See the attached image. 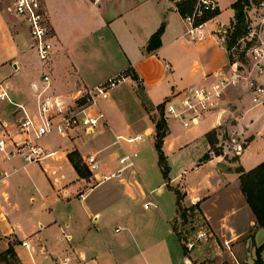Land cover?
<instances>
[{
  "label": "crops",
  "instance_id": "obj_1",
  "mask_svg": "<svg viewBox=\"0 0 264 264\" xmlns=\"http://www.w3.org/2000/svg\"><path fill=\"white\" fill-rule=\"evenodd\" d=\"M45 4L54 31L51 92L71 100L80 88L98 85L131 70L138 78L130 76L126 82L142 114L126 124L117 122L114 118L117 103H112L114 89L110 98L100 103L108 122L100 132L71 138L59 135L62 140L56 146L44 144L58 151L56 157L41 163L3 159L1 166L7 175L0 182V254L13 246L21 264H56L68 253H80L86 264H119L102 255L97 242L102 229H94L96 235L90 234L93 225L110 221L107 218L112 217L125 232L118 236L116 249L132 248L136 264H158L161 255L167 259L163 264H184L183 245L173 231V221L179 214L176 194L170 185L185 195V206L199 203L201 215L211 227V236H226L224 241L228 242L230 251H224L223 255L229 261L227 264H255L257 248L264 245V227L257 225L234 168L242 166L248 171L264 162L261 148L252 149L258 135L264 133L261 123L264 104H256L242 87H230L226 92L225 100L240 111L239 125L254 135L236 160L237 166L226 155L211 152L206 134L214 129L213 117L191 128L177 120H168L163 151L170 167L169 181L163 176L155 146L156 125L144 105L146 102L156 107L175 92L210 84L225 72L230 59L222 28L231 23L234 9L230 8L229 22L218 21L220 10L217 16L191 31L173 0H51V6L45 0ZM12 6V0H0V84L14 102L34 111L37 96L32 85L42 84V74L36 68L37 53L27 26ZM163 25L161 46L149 51L150 38ZM105 32L115 43V49L106 48L108 55L123 63L122 68H114L104 78L98 65L105 57V50L98 42L105 40ZM10 106L0 102V120L13 123L18 116L13 105L6 110ZM205 124L207 130L197 131ZM135 134L147 135L136 145L117 138ZM72 151H78L82 158L97 154L103 172L117 170L119 156L132 151H138L139 155L134 167L97 183L77 173L68 158ZM23 189L30 191L31 215L23 212L22 204L26 202L22 201ZM223 194L229 196L228 200ZM234 197L237 201L231 205L228 202ZM141 201L154 204L144 223L158 232L151 242L139 233L136 206ZM77 228L83 230L84 236L76 242L72 238ZM249 233L252 236L240 244H232ZM51 234L72 242L61 249L63 245L51 242ZM176 241L180 252L174 245ZM261 257L264 262V246ZM0 264L6 263L0 261Z\"/></svg>",
  "mask_w": 264,
  "mask_h": 264
},
{
  "label": "built area",
  "instance_id": "obj_2",
  "mask_svg": "<svg viewBox=\"0 0 264 264\" xmlns=\"http://www.w3.org/2000/svg\"><path fill=\"white\" fill-rule=\"evenodd\" d=\"M191 3V11L183 18L189 24L191 31L205 15H215L221 10V0H179ZM13 12L22 18L33 40L35 49L42 66L47 69L42 73V84H33L32 88L37 96V106L29 111L23 104L12 100L9 91L0 84V100L15 107L14 114L18 116L13 123L0 120V182L6 172L3 171V159L19 158L25 164L41 163L46 159L54 158L57 150L42 144V139L51 134L71 138L79 134H94L100 132L108 125L103 110L100 107L102 100L109 99L111 92L131 76L126 72L114 75L103 83L95 86L80 88L71 100L51 92L50 62L53 52L54 31L48 16L44 0H12ZM177 6V5H176ZM178 9V7H177ZM179 11V10H178ZM244 11L248 24L246 35L238 39L231 48L235 49L241 43H246L242 55L251 60L250 70L243 69L244 61L237 54H233L229 65L222 75L207 85H196L175 92L163 103V118L177 120L186 128L200 125L206 118L213 117L214 129L224 124L225 118L231 113L225 95L229 87L244 88L252 95L256 104H264V87L260 79L264 78V0H248ZM201 25V24H200ZM198 25V26H200ZM224 39L228 32H224ZM230 49V50H231ZM229 50V51H230ZM240 134V133H239ZM147 134H135L118 139L128 144L136 145ZM233 141L237 140L236 131L230 133ZM242 146L237 145L236 153L241 154ZM138 151H132L118 157L120 167L111 172H103L102 163L97 154H88L85 164L90 177L97 183L104 182L135 166ZM211 236V232L200 231L199 239ZM27 246V242L23 241ZM188 248L194 246L193 242L186 243ZM56 264H86V262H71L69 256L58 260ZM184 264H199L185 254Z\"/></svg>",
  "mask_w": 264,
  "mask_h": 264
},
{
  "label": "rangeland",
  "instance_id": "obj_3",
  "mask_svg": "<svg viewBox=\"0 0 264 264\" xmlns=\"http://www.w3.org/2000/svg\"><path fill=\"white\" fill-rule=\"evenodd\" d=\"M173 1L175 4L179 2V0H173ZM232 1L233 0H222L221 14L218 17L219 22L227 23L230 21L232 17V11L230 10V8H232L231 6ZM236 1L238 0H235L233 3H235ZM48 3L51 6V0H48ZM231 23L228 26L223 27L222 31L231 32L233 28ZM104 35H105V40L102 42H98L99 45L103 46L105 50V55H104L105 57L102 61L99 62L98 70H99V73H101V75L100 74L99 75L105 78L111 75L114 68L115 69L122 68L123 62L118 61L115 56L108 55V49L109 50L115 49L114 47L115 43H113L112 40L110 39L108 32H105ZM225 43H226V40H225ZM245 46H247L245 42L241 43V45L237 46L235 49L233 50L231 49L229 51V54L231 56L233 54H237L239 59L246 63L244 64L243 69L250 70V66L252 64L251 60L249 61L246 60V58H244L242 55V49ZM37 63H38V66L36 68H40L41 74L47 71V69H45V67L42 66V63L40 59L38 58V56H37ZM125 72L131 75L130 70H126ZM259 82H262V85L264 87V78L260 79ZM231 87H235V86H231ZM115 90H114L115 92L112 91L115 93L114 97L112 98V103L114 104L117 103L116 107L118 109L115 110L114 112V118L116 119V121L123 122L124 124H126L130 120H135L139 118L142 113H140V108L138 106L137 100L132 90L129 89L128 82H124L120 84L118 88H115ZM0 102H3V101L0 100ZM33 105H36V103L33 102ZM144 105H145L146 110L149 111L151 120L156 125L161 120L160 111L157 109V106L152 107V106L147 105L146 103H144ZM227 105L231 113L229 114V116L225 118L224 124L216 129L218 132V138H219V142L216 144V152H222V154L226 155L227 158L235 159L236 157L239 158V156L242 154V153L241 154L236 153L237 145L240 144L242 146V149L244 150L247 143L251 139H253L254 135H251V133H248L247 128L244 125H239V121H240L239 118L241 117H240V111L235 110L236 106L232 105L230 102H228ZM11 106L7 107L6 110H9ZM167 122L168 121H166V123ZM140 123L141 121L138 124ZM261 123L264 124V118L262 119ZM207 129H208V125L205 124V125H202L197 131H205ZM233 131H236V135H235L237 136L236 141H233L230 137L231 136L230 133ZM156 134H157V131H156ZM49 136L50 137H47L44 140H42L43 145L49 144L52 146H56V144L60 142V140H62L60 139V136L58 134H52ZM259 147L261 148L260 154L264 155V133L262 134V136L258 135V139L256 142H254L252 149L256 150ZM211 152L214 153L213 150ZM77 160H79L81 169L84 172V175L81 177L90 179L91 178L90 173L85 164L84 158L81 157L80 153H79V157L77 158ZM235 164H236L235 166H237V161H235ZM29 192L30 191H28L27 189H23L22 201H26V202L22 204V208H23V212L25 211L29 215H31L33 212V207H30L31 205L30 206L28 205ZM223 197L225 200H228L229 198L227 194H223ZM147 201L145 202V204L142 201L138 203V205L136 206V213L138 214V217H140L139 219V222H140V227H139L140 232L139 233H141L140 236L144 238L146 237V240L151 242V241H154V239L158 235V232L156 228L154 227L150 228L144 225L145 220L148 219V215L150 214L152 210H154L153 209L154 204L151 201L149 202ZM236 201L237 199L234 197V198H231V200L228 203H231V205H233ZM107 213L111 214L112 211H108ZM188 215L189 217L186 222H183V219L181 218H177V220L176 221L174 220L172 224L175 230L180 233L181 238H184V240L181 241V244L183 245V250L185 251V254L187 253L191 259H193L196 262H199V264H227L229 261L225 259V256L223 255L224 251H227V253H229L228 251H230L228 242L224 241L226 239V236H221V235L216 234V235L209 236L208 238H205V239H199L198 238L199 232L207 231L210 233L211 227L208 221L206 220V218L201 215V211H195L193 213L189 211ZM107 219H111V220L104 222V223L102 221V223H98L96 226L93 225V229L90 232V234L96 235L97 233L95 232L94 229H102L101 231L98 230L99 235H100L98 239H97L98 236L93 237L94 239H97L99 248L103 250L102 255L103 256L105 255L108 259H114L119 264L122 262H126L125 264H136V260L134 256H132L133 251H134L132 248H129L128 250H124V251L116 249L118 236L120 234L125 233L124 229H122L120 227V223L117 221H114L112 217H108ZM116 228H118V230H115ZM75 232H76V235L72 239L77 242L79 239L81 240L83 238L84 236V235L82 236L83 230L80 228H77ZM53 234H51V242H57V244H59L60 246L63 245L61 249L63 248L65 249L66 246L67 247L70 246L72 242L71 239L64 237L61 240L57 236L55 237ZM248 236H252L251 233H249L247 236H243L237 239L236 241L232 242V244L233 245L235 243L240 244ZM188 242L194 243V246L191 249L186 246V243ZM174 245L175 247H177V249L180 252L179 243L176 241ZM66 256H69L71 258V262L73 263L84 260L80 253H75V254L68 253L66 254ZM64 257L65 256H63L62 258ZM166 261H167L166 256L161 255V258L158 261L159 262L158 264H163ZM14 263L16 264V261Z\"/></svg>",
  "mask_w": 264,
  "mask_h": 264
},
{
  "label": "trees",
  "instance_id": "obj_4",
  "mask_svg": "<svg viewBox=\"0 0 264 264\" xmlns=\"http://www.w3.org/2000/svg\"><path fill=\"white\" fill-rule=\"evenodd\" d=\"M247 1L248 0H238L232 4V8L234 9L235 14L231 23L233 28L231 32L228 31L229 33L225 43V46L228 51L235 45L238 39L246 35L248 32L246 13L244 11V7ZM176 5L178 7L180 14L183 17L192 9L191 3H189L188 1H180L176 3ZM213 17H215V15L214 16L210 14L205 15L204 18H202V20L196 26L207 22ZM163 31H164V25L152 35L148 45L149 51L156 50L161 46V36L163 34ZM229 59H231L230 54H229ZM130 72L133 79L138 78L135 72L131 70ZM157 109L160 111L161 120L156 124L157 138H156L155 146L159 153V163L161 165L163 176L165 180L169 181L170 167L167 162V157L163 151V139L167 133V123L162 116L163 103L159 104L157 106ZM206 137L214 153L217 155L222 154V152H216V144L219 142L217 130L213 129L209 131L206 134ZM78 157H79V153L77 151H72L68 153V158L72 163L73 167L80 176H83L84 172L81 169L79 160H77ZM236 160H238V157L232 159V161H236ZM229 169L232 170V168ZM234 169L237 173H239L241 191L244 194L247 203L249 204L251 210L253 211L256 217L257 225L259 227H264V162L258 164L257 166H255L254 168L248 171L245 170L242 166H237ZM169 187L176 194V204L179 214L178 218L183 219V222L187 221L189 217L188 215L189 211L192 213L195 211H201L199 203L193 204L192 206L189 207L185 206L183 204V199L185 195L180 191V189L172 187L170 185ZM173 231L180 241L184 240V238H181L180 233L177 232L174 227H173ZM263 246L264 245L257 248L256 251L257 258L255 260V264H264L261 257V250ZM0 261L6 264H15L14 262L16 261V264H21L13 246H10L5 252L0 254Z\"/></svg>",
  "mask_w": 264,
  "mask_h": 264
}]
</instances>
